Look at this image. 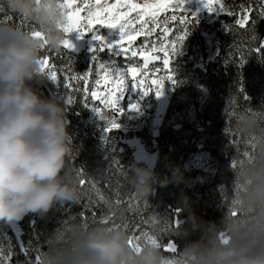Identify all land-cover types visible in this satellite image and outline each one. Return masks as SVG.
<instances>
[{
    "label": "clouds",
    "instance_id": "1",
    "mask_svg": "<svg viewBox=\"0 0 264 264\" xmlns=\"http://www.w3.org/2000/svg\"><path fill=\"white\" fill-rule=\"evenodd\" d=\"M8 13L35 24L33 28L14 24L0 26V222L22 221L30 214L46 218L57 205H80L81 177L70 164L73 153L69 132V107L58 97L45 99L33 86L50 80L41 71L42 50L59 52L66 39L65 10L60 0H5ZM51 81V80H50ZM264 110H254L236 120V129L254 136L255 150L234 172L235 215L227 211L219 222L196 215L190 198L178 201V219L165 213L158 223L172 225L171 234L199 239L178 249L173 264H264ZM159 153L141 166L131 164L126 176L138 199L148 200L160 188L185 183L184 172L165 162L170 175L156 173ZM129 208L112 205L115 221L127 219ZM115 223L86 224L70 217L47 237L40 264H165L161 248L146 244L137 250L131 234ZM224 234L222 238L221 234ZM153 235L159 236V228ZM143 243V242H141Z\"/></svg>",
    "mask_w": 264,
    "mask_h": 264
},
{
    "label": "trees",
    "instance_id": "2",
    "mask_svg": "<svg viewBox=\"0 0 264 264\" xmlns=\"http://www.w3.org/2000/svg\"><path fill=\"white\" fill-rule=\"evenodd\" d=\"M243 1V2H242ZM225 5L228 8H231L237 15L239 14L238 9L241 5L251 7L252 9V20L255 21V25H250L240 31L239 27L235 25V20L237 15L228 16L224 14L222 23L224 25H232L231 29L225 30L226 34L220 37L219 42V52L218 55L209 63L198 65L202 59L201 57L195 58L193 55L188 56L184 54V58L187 60V64L182 67L179 73L176 72L174 77L175 82L180 84V88L187 89L190 83H194V87L197 90H200L198 96L195 98L191 91H184L181 93L182 100L177 101L176 105L172 108L165 124H163L159 129V137L156 142L153 140L152 133L149 128L142 129L138 132L135 131V127L131 129L132 133L128 134H113L114 132H109L107 135H111L107 141H110V145L106 149L110 152L107 155L108 158H112V161L120 162L119 169H126L131 167V164L134 162L135 157H132L126 151V148H131L130 151L136 149L137 139L143 142L144 146L152 151V154L155 155L159 153L160 159L157 162L158 168L161 164L166 161H171L173 166L176 164L186 166L188 161L181 160V157L177 153H172L170 149L174 151H181V148L184 145H179L181 143V138H183L186 143L189 142L191 138V129L189 125L194 124L195 128H201L195 121L191 118L183 117L182 115L188 111L190 103L194 100L204 101L209 103L210 101L214 103V107L208 112L210 118L209 120L205 119V114L203 116L199 115L196 119L204 121H211V126L207 127L201 133L194 135V140L196 142H205L209 148H211L212 154L217 152L221 155L228 152V154L233 159L242 158V148L245 145V141H248L249 136L240 133L236 127L235 123L238 117L241 114H250L254 110H264V51L257 53L254 51L257 47L264 42V17L259 15V9L261 8L260 0H225ZM254 7L256 9H254ZM0 8L3 9L0 12V26L4 24H14L19 25L25 28L37 27L35 24L30 23L23 19L22 17L10 14L5 9V0H0ZM170 24H180L178 21H170ZM187 23L181 26L178 25V28H186ZM194 25V22H190ZM177 26V25H175ZM222 26V25H218ZM217 30V29H216ZM187 37L190 38V41L198 44L197 38L202 39V31L198 27L191 28L187 30ZM153 40H155V36ZM255 35L256 39L252 40V36ZM170 38V36H169ZM170 40V39H168ZM185 42V41H182ZM201 46L203 44V39L200 41ZM45 50H42V57L47 55ZM93 55V53H92ZM92 55L90 57H92ZM72 61V73L73 74H83L90 67H92V58H86L81 62L77 63L72 55H70L65 49H61L59 52L51 50L50 60L55 64L58 74V77L63 82V76L67 73L68 70V61ZM201 67L205 69L201 70ZM89 77L88 86L91 89L90 80L94 77ZM79 85L82 84V81H74ZM33 86L39 90V94L45 99H51V93L45 88V84L40 85L36 82H32ZM73 83V81H71ZM68 89V88H67ZM67 93L64 92L62 96L64 100H60L61 103L66 102ZM69 95H71L69 93ZM83 92L76 91V96L74 98V103L67 104L69 107L68 119L69 132L72 136V145L73 153L70 157V164L76 170V173L82 179L86 181L85 185L82 187L83 196L80 205H57L52 209L46 218H40L36 214H30L26 216L22 221L14 222L15 228L18 231L19 239L26 250H28V255H21L20 248L18 246V241L14 242L16 235L13 233V230L6 222H0V238L2 234L4 235L5 228H8L10 231V236L13 237L12 245L15 246L14 251L10 249H4V253L7 254L11 252L10 262L11 264H35L37 254H41L42 251L46 250L47 237L51 232L66 222L70 217L79 216V218L86 224H97L103 223L102 217H104L108 208L104 201H101L99 195L97 194V189L100 193L106 194L107 197H111V194H122L124 192V183L118 178H107V173L98 176V170L93 169L97 163L101 162V159L98 155L95 154V150L91 145V140L99 139L101 134L97 131L98 124L100 123V116L92 110L93 101L89 100L88 104L91 106L90 113L87 112V107L84 106ZM173 97L176 95L175 92L172 93ZM76 98H82L81 100H76ZM60 99V98H59ZM94 112V115H92ZM112 111L107 112L104 115L109 119L112 118ZM264 113V112H262ZM119 119H122L123 116L117 115ZM92 118L94 121L92 122ZM90 119L92 123H86L84 120ZM131 124L136 125L137 120L130 119ZM95 126V129L92 130L90 127ZM176 125L183 126L182 129L176 131L174 128ZM107 127V126H106ZM188 128V130L185 129ZM186 130V131H185ZM88 138L87 141L85 138ZM166 138L165 141L162 139ZM178 140V142H177ZM161 143H164L162 146ZM206 147V146H205ZM159 150V151H156ZM93 156L98 157L94 160ZM103 158L106 156L102 153ZM192 161V160H191ZM195 164L192 161V164ZM107 169L108 165L103 164ZM228 168V166L226 167ZM230 169H227L231 175H234L233 169L231 166ZM106 169V170H107ZM116 169V168H115ZM118 169V166H117ZM111 170V169H110ZM167 169H158L157 172H163ZM131 172V170H129ZM186 174L184 173V176ZM95 185V188L92 185ZM118 185L122 186L121 189H115ZM231 194L234 197L235 189L233 188V183L230 184ZM133 192L130 187V193ZM179 188L177 185L170 184L168 187L164 188L162 193V199L159 200V195L155 200L149 202L148 200L138 199L135 194L130 196L133 198V204L135 205L136 210H129L127 214V219L125 221L118 222L114 218L106 223L108 226H111L115 223H121V226L125 224H132L129 229L133 230L134 226L138 225L142 227V223L149 225L148 229L154 230V228H159V234H165L171 227L165 229L164 225L156 223H145L146 221H151L153 217L158 221V217L167 213L170 214L169 208L178 202L179 199ZM213 195V193L211 192ZM191 197V196H190ZM222 195L212 196V202L216 200L220 201ZM228 197V196H227ZM223 199V197H222ZM192 198H190V202ZM145 204L147 205L145 207ZM205 211L196 212V215L203 218L206 221L219 222L220 218L218 214L214 212ZM147 231V229H144ZM12 239V238H11ZM185 243H190L199 239V233L194 234L186 238ZM17 240V239H16ZM171 240L169 238L165 239V242L168 243ZM184 244H180L179 248L182 249ZM3 248V245H2Z\"/></svg>",
    "mask_w": 264,
    "mask_h": 264
},
{
    "label": "snow or ice",
    "instance_id": "3",
    "mask_svg": "<svg viewBox=\"0 0 264 264\" xmlns=\"http://www.w3.org/2000/svg\"><path fill=\"white\" fill-rule=\"evenodd\" d=\"M186 0H143V3H137L136 0H115V3L109 4L107 0H60L61 8L65 10L66 24L63 25V30L66 35V39L63 43V48L74 50V45L69 39L73 33L78 34V38L83 39L85 36H90L95 46L91 48L92 55V67H90L83 74L72 73V61H68L67 73L63 76L64 87L73 88L74 91L83 92L84 106L88 107L89 99L91 101H99L105 108H111L117 115L122 116L124 114L120 100L124 97L125 93L136 92L137 95L142 93L143 97H147L152 90L151 85H156L155 94L159 98L163 94L164 85L158 78L151 79V76L159 71H166L165 79L170 80L175 84L174 75L170 68V57L173 54H177L176 48L179 44L182 47V41H184L189 34L185 29L184 35L178 36L174 40H168L167 37L172 32L173 28L170 25V21H178L180 24H185L186 21H191L186 16L177 17L176 12L185 11ZM203 9H206L209 13L225 14L228 16L237 15L231 8H228L223 3V0H218V6L213 7L209 3V0H199ZM261 8L259 9V15L264 17V0H260ZM3 9L0 8V12ZM171 13V15H164L162 18L161 13ZM252 9L245 5H241V10L235 20V25L240 29H245L249 23L253 26L255 21L250 19ZM84 13V15H81ZM135 13V15H133ZM147 17V18H146ZM192 19L198 23L197 14L191 15ZM139 25V27H136ZM232 25H225V28L231 29ZM106 29L107 31H102ZM160 29L159 35L155 36V40H150L149 37L154 36ZM32 34L34 36H42V32L36 27H33ZM90 34V35H88ZM138 36H144V41L133 47L132 42L136 40ZM255 35L252 36V40H255ZM150 46V47H149ZM44 50L47 55L41 58V71L46 73L48 78L52 82H57L60 78L57 74V69L54 63L50 60L51 49L45 47ZM257 53L264 51V42L259 47L254 49ZM107 52L109 59L103 60L100 58V53ZM162 52L163 56H153L151 53ZM140 56L144 63L140 65L138 62H133L131 65L125 62L133 61L134 57ZM112 57H124V61L117 63ZM154 60H161L163 68L153 65L149 68V63ZM95 73L94 86L90 90L88 83L89 77ZM131 77L130 82H126L128 77ZM139 77V79H137ZM151 79V85L144 87L147 80ZM71 81H82L80 85H74ZM106 85L102 91L99 89L101 84ZM74 97L69 95L66 103H74ZM102 120L107 121L106 132H111L113 129L120 127L115 117L109 119L107 116L102 114V110L98 105H93L92 109ZM129 111H138V103H129ZM241 114L238 119L242 116ZM260 115L264 116V113ZM254 136L248 138V143L252 150H255ZM105 143L107 140L105 139ZM252 152L245 151L242 154V158L233 160L232 167L236 169L241 166L246 159L251 158ZM78 175H81L78 173ZM83 187L86 183L84 179L80 181ZM95 188V185H92ZM97 194L101 201H104L107 205L108 212L102 217L104 223H108L113 219L112 205L122 204V201L117 197L115 201L111 198L105 197L104 194L100 193L97 189ZM133 198L130 196L127 201L129 210H136L133 204ZM237 200L232 198L229 212L232 215L237 214L235 206ZM147 205L145 204V207ZM179 210H176L178 216ZM156 223L158 222L155 217L151 221L145 223ZM179 223V220H176ZM172 225H166L165 229ZM224 238V234H221ZM143 242V243H141ZM130 244L137 250H140L146 244L155 245L161 248L162 245L158 237L151 234L149 231H140L139 234H133L130 239ZM164 251L175 252L176 245L173 242H169L164 245ZM27 254V251L22 249ZM11 252H9V256ZM7 257L4 255L3 249L0 248V264H5ZM173 258H166L165 264H173ZM35 264H40V254L36 256Z\"/></svg>",
    "mask_w": 264,
    "mask_h": 264
},
{
    "label": "rangeland",
    "instance_id": "4",
    "mask_svg": "<svg viewBox=\"0 0 264 264\" xmlns=\"http://www.w3.org/2000/svg\"><path fill=\"white\" fill-rule=\"evenodd\" d=\"M136 2L140 3L138 0H136ZM107 3L113 4L115 3V0H107ZM209 3L212 4L213 7L218 6V0H209ZM223 3L225 4V0H223ZM254 9L256 8L254 7ZM240 10H241V7L240 9H238L237 12H240ZM185 11L186 12L177 11L176 12L177 17L186 16L191 22H194V25L188 23L187 21H186L187 24L185 26L186 28H178V25L183 26L185 24H170L173 30L169 34L170 38L167 37V39L174 40L178 36L184 35L185 29L190 30L191 28L198 27L202 31L201 36L203 39V44L201 46L200 41H202V39L199 40L197 38L198 44H196L190 41V38L188 37H186V39L184 40L185 42H180L183 44L181 48L179 44H177V48H176L177 54H173L170 57V60H171L170 68H171L172 74L174 72L179 73L180 70H182V67L185 64H187V60L184 58V54L188 56L193 55L195 60L201 57L202 61L198 65H203V64L211 62L218 55V52H219V42H220L219 36H224L226 34L225 30H227L224 28V25L222 23L224 14L221 13L218 15L214 12L209 13L206 9H203V6L200 4L199 0H186ZM193 13L197 14L198 23L192 19L191 15ZM81 15H84V13H81ZM133 15H135V13H133ZM164 15H171V13L170 12L161 13L160 14L161 18ZM251 15H252V12H251ZM252 18L254 17L250 16L251 20ZM218 25H222V26L218 27ZM136 27H139V25H136ZM239 30L242 31L244 29L239 28ZM102 31L106 32L107 30L102 29ZM158 33H160V29H157V32L154 35ZM69 38H71L72 40H84V41H87L90 45L95 46L90 36H85L83 39H80L78 38L77 33H73L70 35ZM144 39H145L144 36H138L136 40L132 42L133 47L140 45L144 41ZM149 39L153 40V36L149 37ZM99 55H100V58L103 60L109 59L107 52L100 53ZM151 55L160 56V55H163V53L156 52V53H151ZM86 58H92V57H90L89 55H85L77 59L76 61L78 63ZM112 59H115L117 63H121L123 61V57H112ZM133 62H138L140 65H143L144 63L143 59L139 55L137 57H134L133 61L125 62V63L131 65ZM150 65L151 64H149V68H152V66ZM165 76H166L165 71H159L155 74V76H151V79L158 78L160 81H162L164 85L163 94L159 98H157L156 94L154 93L156 89V85H151V79L147 80L146 83L144 84V87H149V85H151V88L153 90L150 92V94L147 97H143L142 93L140 95H137L136 92H131V93L126 92L124 97L120 100V105L122 106V109L124 112V114L122 115L123 116L122 119H119L117 117V114L115 113L113 109L105 108L104 105H101L99 101H93L92 105H98L101 108L103 115L107 112H111V111L113 112L112 118L115 117V119L118 121L120 125L118 129L112 130V132H114L113 134L118 135L121 133L123 134H128L129 132L132 133L131 129L134 127H135L134 129L136 132L142 129H145V128H149L150 131H154V133H152V136H153L152 138L154 142H156L157 138L159 137L158 129L160 128V126L165 124L167 117L172 111V108L176 105L177 101L183 99L181 96V93L184 91H191V93L196 98L198 96V93L200 92V90H197L194 87V83H190L187 89H183V88H180L179 83L175 82V84H173L170 80L165 79ZM95 78L96 77L94 75V77L90 80V84L92 87L94 86ZM137 79H139V77ZM130 81H131V77L129 76L126 82H130ZM34 82L40 85V82L38 81H34ZM41 84L46 85L45 88L49 91V93H51L50 95L51 98L58 97L60 98V100H64L62 96L64 95L65 91L69 92L71 96H73L74 98L76 96V91H74L73 88L71 87H69L68 89L65 88L63 82L60 79L55 83L50 80H46L45 82ZM72 84L77 85V86L79 85L77 82H74V81ZM105 87L107 86L102 83L99 86V89L102 91ZM173 92L176 93L174 97L172 95ZM69 93H67V97L69 96ZM81 99L76 98V100H81ZM129 103H138L139 110L129 111L128 110ZM213 107H214V103L211 101L209 103H205L204 101L194 100L190 103L188 111L184 113L182 116L195 120L198 115L199 117L203 116L206 111H210L211 108ZM90 111H91V106L88 104L86 113L88 114V112L90 113ZM92 115H94V112ZM130 119H134L138 121L135 126L134 124H131ZM93 121L94 119L92 118V122ZM84 122L88 124L92 123L90 119L84 120ZM106 126H107V121L102 120L100 118V123L98 124L97 131L101 134V137L99 139H95V140L93 139L91 140V142L88 140L87 137L85 138V140L91 143L93 149L96 151L95 154L97 155L99 153L101 154V155H98V157L101 159V162L97 163V165L93 167V169L98 170L99 177L107 173L108 179L118 178L124 183V192H122V194L115 195V194L110 193L111 197H107L106 194L104 195L107 198H111L113 201H115V199L119 197V199H121L122 201H125V203H122V204L125 207L129 208L127 201L129 200V197L131 194H133V192L130 193V185H128L126 181V176L131 175L132 173H130L129 170L126 171V169H119L120 165L122 167V164L120 162H116V164L113 166L115 161H112V158L107 157V155H109L110 152L107 151L106 149L110 145V141H107V143H105V139L106 140L109 139L111 135H107L109 132L105 131ZM90 128L94 130L95 126L92 125ZM178 128H180V125H176L174 129L177 130ZM161 145L163 146L164 143H161ZM170 151L177 153V151H174L173 149H170ZM102 153L106 156L105 159L103 158ZM170 154H173V153H170ZM98 157L93 156V159L96 160L98 159ZM180 157H181V160H185L186 162L188 161V164L186 165V169H188L189 171L190 181H191V185L193 186V190H195L196 188H208V189H211L213 196L216 197L218 195H222L223 197L224 194H223L222 189L224 188L226 190L227 196L230 199V201L232 200V198H234L231 195V191L229 189L230 184L234 182V175H231V173L228 172L227 169H230L229 167L232 165L233 160H236V159L229 158L228 162H226L228 164V168H226L225 165L223 167H220L217 162L218 160L216 161L215 159H211L210 155H208L207 152H202L196 155L195 161H194L195 164L194 163L192 164V161H190L189 157H185L184 155ZM103 164L108 165L107 167L110 166V168L109 169L105 168ZM117 166H118V169H117ZM222 168H225V169H222ZM226 187L228 188L226 189ZM121 188L122 186L120 185L115 187V189H121ZM222 197L220 198V201H222ZM220 215L222 218L221 212H220ZM142 224H143L142 227L135 225L132 231H130L129 229H126V230L131 235L139 234L140 231H145L144 229H147V231L153 234V230L148 229L149 225H146L144 223ZM8 225L11 227L12 230L14 229L12 226V223H8ZM131 226H132L131 223L129 225L128 224L123 225V227L125 228H130ZM13 233L16 235L17 240L14 239V242L16 243V241H18V246L20 248V254L27 256L28 250H26L24 244L21 242L23 240H20L18 238L19 234H16L14 230H13ZM166 238H169L166 234H163V235L159 234L158 236V239L160 240V243L162 245L161 250L164 253L166 258L175 259L178 253L179 245L174 240H171V242H173L176 245V251L174 253L164 251L163 246L169 243V242L168 243L165 242ZM12 241H13V237L10 236L9 229L5 228L4 235L2 234L0 238V248H2V245H3V248H2L3 251L4 249H7V250L10 249L11 251L16 250L15 246L12 245ZM22 249L27 251V254H25V252L22 251ZM4 255L7 257V259L5 260V264H11L9 253L7 254L4 253Z\"/></svg>",
    "mask_w": 264,
    "mask_h": 264
},
{
    "label": "bare ground",
    "instance_id": "5",
    "mask_svg": "<svg viewBox=\"0 0 264 264\" xmlns=\"http://www.w3.org/2000/svg\"><path fill=\"white\" fill-rule=\"evenodd\" d=\"M138 1L140 3H143V0H138ZM208 112L209 111L205 112V119H207V120H209V118H210ZM162 140L165 141L166 138H163ZM246 150L249 152L253 151L251 146L249 145L248 141H245V145L242 148V154ZM177 151H178V149H177ZM208 155H210L211 159H215L216 161L218 160L217 162H218V165L220 167H223L224 165H225V167H227L228 164L226 162H228V159L231 158V156L228 154V152L224 153L223 155H221L217 152H214L213 154H208ZM157 169H167L165 167V162H163L161 164L160 168H157ZM181 169H186V166H182ZM222 169H225V168H222ZM156 173H158L160 175H166L163 172H156ZM185 181H186L185 183H182L178 186V188H179L178 199H180L183 196H188L189 198H192V201L190 203H191L192 209L195 211V213L199 212V211H205V213L203 214V215H205L206 212L211 211V212H214L215 214H218L219 218L221 219L220 212L222 213V216H223L227 211H229L231 201L227 197V193H226V190L224 188L222 189L223 194H224L222 201L216 200L215 202H212V196L213 195L211 194V189L196 188L195 190H193V186L191 185V183L189 182V179L187 177H185ZM156 187H157L156 194L153 197H149V202L152 200H155L156 197H158L160 194L161 195L159 196L158 201H161L160 199H162V193L164 191V188H160L158 185ZM227 188L228 187H226V189ZM229 189H230V186H229ZM177 209H178V202L174 203V205L171 206V208H169V210H170L169 216H175L177 219L186 218L187 213H180L179 212V214L177 216L176 215ZM165 234L169 237L170 240H174L178 245L187 244V243H185V241L187 240L186 238L174 237L171 234L170 229Z\"/></svg>",
    "mask_w": 264,
    "mask_h": 264
},
{
    "label": "flooded vegetation",
    "instance_id": "6",
    "mask_svg": "<svg viewBox=\"0 0 264 264\" xmlns=\"http://www.w3.org/2000/svg\"><path fill=\"white\" fill-rule=\"evenodd\" d=\"M198 123H199V125H201L203 130L206 129L207 127L211 126V121L198 120ZM182 128H183V126L180 125V128H178L177 130H180ZM177 142H178V140H177ZM178 144L181 145V146L184 145V147L181 148V152L180 151L177 152V154L179 156L184 155L185 157H189V156H191L192 154H194L197 151L207 152L208 154H212L211 148H209L208 145L205 142L204 143L203 142H196L194 140V136H192V138H190L188 143H186V141H184L183 138H181V143L178 142ZM172 153H174V152H172ZM176 166L180 167L181 165L176 164ZM157 168H158V166L155 169L156 172L158 171ZM182 170L186 174L185 177H187L189 179V182L191 183L190 174H189L188 169H182ZM163 173L166 174V175H170L168 170H164Z\"/></svg>",
    "mask_w": 264,
    "mask_h": 264
},
{
    "label": "water",
    "instance_id": "7",
    "mask_svg": "<svg viewBox=\"0 0 264 264\" xmlns=\"http://www.w3.org/2000/svg\"><path fill=\"white\" fill-rule=\"evenodd\" d=\"M74 45V50H68L70 53L79 56L82 52L86 51V43L81 40H72L70 39ZM157 60L151 61L149 64L155 63ZM106 224V223H104ZM107 225V224H106Z\"/></svg>",
    "mask_w": 264,
    "mask_h": 264
}]
</instances>
